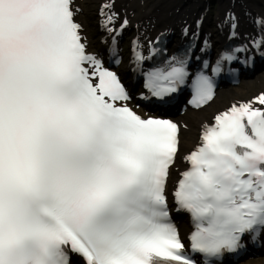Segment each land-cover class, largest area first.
<instances>
[{
	"label": "snow or ice",
	"instance_id": "obj_1",
	"mask_svg": "<svg viewBox=\"0 0 264 264\" xmlns=\"http://www.w3.org/2000/svg\"><path fill=\"white\" fill-rule=\"evenodd\" d=\"M151 2L100 0L97 49L81 0H0V264H239L264 247V91L202 122L187 151L188 124L167 114L189 79L187 105L199 113L226 72L238 85L239 65L264 61V0H196L197 16L180 21L187 43L143 71L140 99L160 103L141 114L111 66L133 29L138 68L165 53L174 29L131 19ZM160 2L179 15L188 0ZM206 24L244 43L206 59ZM173 210L190 218L185 238Z\"/></svg>",
	"mask_w": 264,
	"mask_h": 264
},
{
	"label": "bare ground",
	"instance_id": "obj_2",
	"mask_svg": "<svg viewBox=\"0 0 264 264\" xmlns=\"http://www.w3.org/2000/svg\"><path fill=\"white\" fill-rule=\"evenodd\" d=\"M178 6L181 7V11H182L183 4L178 5ZM173 7L174 5L172 4L162 3L160 2V0H155L152 3V6L147 13L140 14V12H135V16H132L133 23H135L138 20H143L147 22L148 19L151 18L152 20L156 22L157 29H159L158 27H165V26H171L172 28H174L178 20H176L177 16L172 11ZM130 11H131V7H130ZM170 13L172 14L170 15ZM172 21H175V22H172ZM151 33L155 34L156 31H151ZM246 91L247 90H240L241 93H244ZM236 93L237 91L236 92L230 91V92H225L224 94H221L219 96V98L222 99L221 102L215 107L209 109V112H214L222 104H225L228 98L236 96ZM209 112L205 113V111H202L198 113L194 118H187L184 120V123H187L189 128H191V131L189 132V134L184 136L182 140V145H183L184 150L188 149L195 143V140H196L195 131L200 126L201 122L208 120Z\"/></svg>",
	"mask_w": 264,
	"mask_h": 264
},
{
	"label": "rangeland",
	"instance_id": "obj_3",
	"mask_svg": "<svg viewBox=\"0 0 264 264\" xmlns=\"http://www.w3.org/2000/svg\"><path fill=\"white\" fill-rule=\"evenodd\" d=\"M94 0L89 2L87 5H85V11H86V14L84 17H89V21H91V10H94L96 8V5H97V1L93 4Z\"/></svg>",
	"mask_w": 264,
	"mask_h": 264
}]
</instances>
